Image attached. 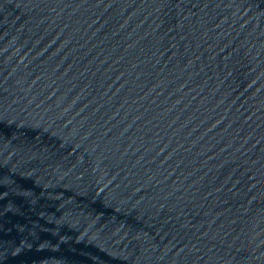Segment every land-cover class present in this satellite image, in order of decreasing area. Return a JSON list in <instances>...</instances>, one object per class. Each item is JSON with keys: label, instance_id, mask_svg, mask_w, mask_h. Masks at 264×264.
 Returning a JSON list of instances; mask_svg holds the SVG:
<instances>
[{"label": "water", "instance_id": "95a60500", "mask_svg": "<svg viewBox=\"0 0 264 264\" xmlns=\"http://www.w3.org/2000/svg\"><path fill=\"white\" fill-rule=\"evenodd\" d=\"M0 264H264V0H0Z\"/></svg>", "mask_w": 264, "mask_h": 264}]
</instances>
